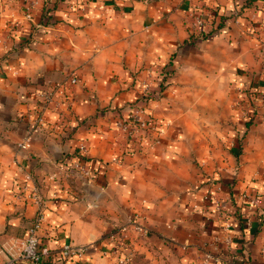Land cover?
<instances>
[{"label": "crops", "instance_id": "crops-1", "mask_svg": "<svg viewBox=\"0 0 264 264\" xmlns=\"http://www.w3.org/2000/svg\"><path fill=\"white\" fill-rule=\"evenodd\" d=\"M79 1L58 3L47 22L43 0L31 9L0 0V264H30L19 251L37 218L32 190L42 198L39 246L49 249L40 264H202L208 251L221 257L209 264H264V0ZM198 18L213 31L189 44ZM172 56L170 84L143 107L156 131L128 138L116 123L140 99L138 78ZM241 77L259 85L249 129L238 137L244 120L229 98L214 119L228 133L198 154L202 172L188 169L186 128L168 119V96L191 93L194 78L216 109L225 81ZM80 144L90 179L72 168ZM65 244L86 253L64 258Z\"/></svg>", "mask_w": 264, "mask_h": 264}, {"label": "rangeland", "instance_id": "rangeland-1", "mask_svg": "<svg viewBox=\"0 0 264 264\" xmlns=\"http://www.w3.org/2000/svg\"><path fill=\"white\" fill-rule=\"evenodd\" d=\"M24 1L30 5V2L33 0H30V1L24 0ZM37 6H40V5H34L32 8L37 7ZM51 7H52L51 0L46 1L45 7H44L45 10ZM44 17L50 18V16H47L46 14L44 15ZM48 18L47 20L45 19L47 22L49 21ZM202 28L203 26L200 29ZM200 29H198L197 32ZM187 57H188L187 63L188 65L190 64L189 74L192 77H195L197 74V71L201 69V66L200 68H198V65L196 64V62H192L191 60L192 56L189 55ZM176 60H177L176 56H172L170 61L165 63V65H163L161 69L156 70L154 73L146 72L144 75V78L142 77L138 78L142 80L141 96H140V99L136 100L137 102L134 101L136 103L134 102L131 103L129 105V108L130 110L137 109V108L143 110L146 120L148 122V127L145 128L144 130H141L138 134H134L132 137H128V138L134 139V140L139 139L140 141L148 133L151 132L150 130L154 129L156 131L158 127V122H156V120H154L151 116H149L148 113L145 112L143 107L148 102V100L152 98L150 92L153 89L157 90L158 92H161L163 89H165L170 84L169 77L171 75L174 76L175 69L172 68V66L174 64L173 62ZM208 66L210 69H212V64H209ZM203 67H204L203 72L209 75L210 74L209 68L206 66H203ZM163 77L164 79H162ZM176 80L178 83L177 78ZM253 80L254 79H248L246 77H241V78H237L236 80L228 79L227 81H225L227 83V87H226L225 92H223V96L221 95L222 100H223L222 102H220L221 105H217V108H219V110L217 108L215 109L212 105H209L208 103H205L204 101H202L203 95H199V94L197 95L196 89L201 90L200 88L203 86V84L202 82H197L196 79L194 78H192L189 83V86L193 90L191 93H187V95H182V96L181 95L168 96L169 97L168 99H170L171 101V103L170 101L168 102L169 109H168V113L166 114L168 119L170 121H175V124L178 122V124L184 125L186 128L185 130L187 134V148L189 151L188 169H191L192 171L201 170L202 172L203 170L201 168L203 166V163L201 162L199 158L200 156L198 154H201L202 151L204 152V150L209 149L211 147V145L213 144L212 137H215V136L217 137L221 134L228 133L229 130L227 131L226 129H223V128H226V126L216 125V122H214V119H218L217 116L220 114V108L221 106H223L222 104L223 103L225 104L229 98L232 99L230 104L237 111H239V114H240L239 117L241 116L242 119L244 120L242 124L240 125V127H237L236 133L238 134V137H240L241 135H244L247 132V130L249 129V125L252 123V119L254 118V115L257 114L256 112V106H258L257 102L260 103V101L256 102V95H255L258 93L257 88L259 85L258 84L254 85ZM220 82H223V80L221 79ZM180 83L183 84V82H180ZM210 86L212 87L213 84H210ZM207 97L205 98L207 99ZM187 100H189L188 109H185V110L181 109L182 102H186ZM210 102H212V97L210 99ZM184 104H183V107L187 106ZM161 110L163 113L164 108L162 107ZM129 113L131 114V111ZM179 116H185V119L181 121ZM128 123L129 121L123 122V124H128ZM119 131H121L122 134L127 136L126 133H124L121 129H119ZM199 138L203 139L204 142L201 143ZM223 147H225V149L229 148L228 146H225V144L223 145ZM185 176L188 178L189 176L192 177L190 173L188 174L186 173ZM206 183L212 184V181L211 180L206 181Z\"/></svg>", "mask_w": 264, "mask_h": 264}, {"label": "built area", "instance_id": "built-area-1", "mask_svg": "<svg viewBox=\"0 0 264 264\" xmlns=\"http://www.w3.org/2000/svg\"><path fill=\"white\" fill-rule=\"evenodd\" d=\"M34 5H37V0L31 1L29 8H32ZM196 24L198 28H201L204 25L203 21L200 18L196 20ZM46 100H49L48 96L46 97ZM129 118L130 119H129L128 124H123V122L116 123V127L118 129H121L124 133H126L127 137H132L134 134H138L141 130H144L145 128L148 127V122L144 115V111L139 108L131 110V114ZM19 147L23 149L29 148L30 140L26 138L21 143H19ZM85 150H86L85 145L80 144L79 151L83 153L85 152ZM72 168L75 173H78L87 179H90L92 177V169H90L86 164L81 163V161L74 162L72 164ZM216 189L219 190L220 186H216ZM29 197L38 206V213H37L36 220L27 229L26 236L21 243L19 252H20V257L23 260L29 262L30 264H40L49 255L48 248H45V247L42 248L39 246L40 244L39 235L37 233L38 229L40 228V222L43 218V213L41 210L42 198L35 190H32L29 192ZM243 197H245V195H243ZM251 202L254 203L255 201L251 200ZM132 225H133V228L137 232L144 231L143 227L139 223L132 222ZM120 231H125V230L124 228H122L120 229ZM224 232H225V235H224L223 240H224V245L226 247L225 250H229L232 244V236L229 234L228 224L224 226ZM11 249H12V246H10L9 250ZM86 249L87 248L85 246H75L71 244H65L61 247L60 252H61V256L64 258H71V257L81 258L85 255ZM212 260L221 261V257L219 255H215L208 251L204 254L202 264H209V262ZM117 262L118 264H129L130 260L129 258H120L119 260H117Z\"/></svg>", "mask_w": 264, "mask_h": 264}, {"label": "trees", "instance_id": "trees-1", "mask_svg": "<svg viewBox=\"0 0 264 264\" xmlns=\"http://www.w3.org/2000/svg\"><path fill=\"white\" fill-rule=\"evenodd\" d=\"M46 1H48V0H43V9H44V11H43V14H42V16L44 17V15L46 14L47 16H49L50 15V13H51V11H54L55 9H56V7H57V5H58V3H66L65 1H67V2H69V0H51V3H52V7L51 8H47L46 10H45V2ZM257 0H246V6H249V7H254L255 6V2H256ZM76 2L77 3H82V1H79V0H76ZM48 18V17H47ZM49 19V18H48ZM219 27H220V23L219 24H217L215 27H214V29H219ZM212 31H213V28L211 29V30H209V31H205L203 28L202 29H200L197 33H196V36L195 35H193V34H191L190 36H189V44H194V41H195V39H197V38H200V39H206L207 37H209V35H211V33H212ZM162 79H164V77L162 78ZM137 102V101H136ZM136 102H134V103H136ZM134 105V104H133ZM75 155V157H76V159H77V161H81V163H84V164H86L87 163V161L89 160V158H87L83 153H81L79 150L74 154ZM87 165V164H86ZM230 192V191H229Z\"/></svg>", "mask_w": 264, "mask_h": 264}]
</instances>
